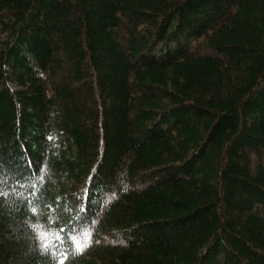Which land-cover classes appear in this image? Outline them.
Returning <instances> with one entry per match:
<instances>
[{
  "label": "trees",
  "instance_id": "obj_1",
  "mask_svg": "<svg viewBox=\"0 0 264 264\" xmlns=\"http://www.w3.org/2000/svg\"><path fill=\"white\" fill-rule=\"evenodd\" d=\"M0 176V264H264V0H0Z\"/></svg>",
  "mask_w": 264,
  "mask_h": 264
},
{
  "label": "snow or ice",
  "instance_id": "obj_2",
  "mask_svg": "<svg viewBox=\"0 0 264 264\" xmlns=\"http://www.w3.org/2000/svg\"><path fill=\"white\" fill-rule=\"evenodd\" d=\"M2 186H3V176H0V196H2V195H7L6 193H3V191H2ZM13 191H15V190L13 189ZM27 203L30 204L31 202L28 201ZM28 210H29L30 212H32L33 214L36 213V208H35V207H30ZM32 227L35 229L36 226L33 225ZM37 239L40 240V241H45V243L42 245V247H44L45 249L48 247V245H47V243H46V241H47V233H45V232H40V233L38 234ZM88 241H89V237H88V236H85V239H84V243H83V244H81L79 241H77V242H76V250H77V251H83V248H84L85 246H87ZM66 259H67V255L65 254V255L63 256V258L58 259V260L56 261V264H65V260H66Z\"/></svg>",
  "mask_w": 264,
  "mask_h": 264
}]
</instances>
